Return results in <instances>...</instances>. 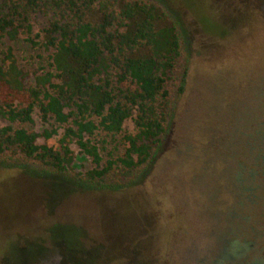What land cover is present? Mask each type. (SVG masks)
I'll return each mask as SVG.
<instances>
[{"label": "rangeland", "instance_id": "1", "mask_svg": "<svg viewBox=\"0 0 264 264\" xmlns=\"http://www.w3.org/2000/svg\"><path fill=\"white\" fill-rule=\"evenodd\" d=\"M151 1L175 13L182 47L162 148L115 192L0 164V264H264V0ZM5 46L33 83L49 53ZM32 118L30 131L57 128ZM70 147L74 174L93 168Z\"/></svg>", "mask_w": 264, "mask_h": 264}, {"label": "trees", "instance_id": "2", "mask_svg": "<svg viewBox=\"0 0 264 264\" xmlns=\"http://www.w3.org/2000/svg\"><path fill=\"white\" fill-rule=\"evenodd\" d=\"M173 14L151 0H0V164H35L99 192L135 185L164 144L172 88L183 89ZM19 37L49 53L33 83L5 46ZM35 111L62 128L58 148L37 143L57 128L24 127ZM72 144L92 169L73 173Z\"/></svg>", "mask_w": 264, "mask_h": 264}]
</instances>
